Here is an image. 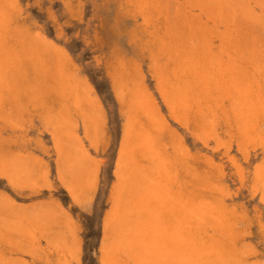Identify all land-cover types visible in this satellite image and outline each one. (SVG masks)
I'll return each mask as SVG.
<instances>
[{"label": "bare ground", "instance_id": "1", "mask_svg": "<svg viewBox=\"0 0 264 264\" xmlns=\"http://www.w3.org/2000/svg\"><path fill=\"white\" fill-rule=\"evenodd\" d=\"M211 1L221 9L240 6L235 0ZM136 2L143 12L146 2ZM11 4L0 0V180L6 183L0 191V264H39L42 255V264H75L74 228L66 222L68 233L54 230L55 210L18 202L10 193L33 194L48 183L51 164L22 138L26 119L40 112L42 132L55 141L52 163L60 184L73 203L91 196L97 175L89 168L87 145L97 144V100L89 84L64 73L53 97L46 96L42 72L31 76L25 68L34 61L33 45L17 42L18 50L8 42L14 38L5 29ZM200 42L201 49L217 46ZM218 45L224 52L208 63L202 51L183 44L168 58L165 49L162 56L151 55L153 87L142 60L115 65L114 83L127 100L128 116L100 264H252L247 217L233 202L225 176L231 168L245 178L234 150L247 161L251 153L262 156L249 177L252 194L264 202V81L240 71L229 37Z\"/></svg>", "mask_w": 264, "mask_h": 264}, {"label": "rangeland", "instance_id": "2", "mask_svg": "<svg viewBox=\"0 0 264 264\" xmlns=\"http://www.w3.org/2000/svg\"><path fill=\"white\" fill-rule=\"evenodd\" d=\"M144 1L145 9L140 12L141 6L137 5L140 2L135 3V0H11L9 26L5 29L14 38L8 42L18 50L26 41L33 45L34 61L25 63V68L31 76L39 74L41 77L42 72L41 83L46 96L53 97L54 85L60 84L64 73L89 84L97 100L101 122L97 144L87 145L92 157L89 168L97 175L96 189L91 196L84 202L73 203L60 184L52 163L55 141L42 132L40 112L32 120L26 119V133L22 138L27 149L51 164L48 183L33 194L28 190L23 196L10 193L18 202L35 204L37 209L55 210L58 223L56 221L54 230L65 229L68 233L66 222L74 228L75 244L79 246V259L75 264H100L105 221L112 208L111 192L117 181L115 171L128 116L127 100H122L114 83L115 65L142 60L147 83L153 87L151 55L159 57L165 49L163 58H168L171 49L183 44L191 46V51H202L208 63L212 56L224 52L218 45L220 38L229 37L237 49L240 71L254 72L264 81V0H235L240 6L223 5L222 9L211 0ZM202 36L204 38H200ZM202 39L217 46L201 49ZM177 130L181 136L187 135L181 128ZM80 134L83 137V128ZM185 139L193 151V139L190 135ZM237 153L234 150L245 178L241 181L230 168L225 185L230 189L233 202L246 214L250 227L246 245L253 251L251 263L264 264V202L262 195L252 194L253 182L249 177L262 156L251 153L247 161L244 154ZM5 186L0 180V191ZM38 262L44 263L45 256Z\"/></svg>", "mask_w": 264, "mask_h": 264}]
</instances>
